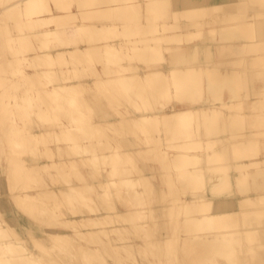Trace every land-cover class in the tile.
Segmentation results:
<instances>
[{"label": "bare ground", "instance_id": "6f19581e", "mask_svg": "<svg viewBox=\"0 0 264 264\" xmlns=\"http://www.w3.org/2000/svg\"><path fill=\"white\" fill-rule=\"evenodd\" d=\"M3 71L0 264H106L147 183L137 264H264V0H0Z\"/></svg>", "mask_w": 264, "mask_h": 264}, {"label": "rangeland", "instance_id": "374dc122", "mask_svg": "<svg viewBox=\"0 0 264 264\" xmlns=\"http://www.w3.org/2000/svg\"><path fill=\"white\" fill-rule=\"evenodd\" d=\"M3 73L5 74V79H3L4 77H3ZM3 73L0 75L2 78H0V80H2V83L3 82H5V83H3V84H1L0 83V87H6V84L8 85V83H9V81L10 80H8L7 81V77H9V75H8V72H4L3 71ZM8 75V76H7ZM7 76V77H6ZM17 78H18V75L16 76ZM16 79V78H15ZM19 79V78H18ZM5 80V81H4ZM4 84H5V86H4ZM24 131H25V129H22V134H21V128H20V130H19V132H18V134H16L15 135V139L16 140H20V139H22L21 137L24 135ZM16 136H18V137H16ZM18 138V139H17ZM4 181L5 180V178H3V179H1V181ZM75 181H76V179H74ZM11 182L10 183H5V182H3V183H5V184H0V197H2V195H6L7 193H10L11 191H13V189L15 188V187H13V182H12V180H10ZM149 185V183H147V185L146 186H144V188H143V190H145V189H147L148 190V192H147V194H144L143 195V200L144 201H146V204H145V207L147 208V210L148 211H146L147 212V221H149V222H147V224H145V225H147V226H144V228L146 227L147 228V230L145 229H141V231L142 232H145V237L143 236L142 238H144L145 239V242H144V240H143V247H141V246H139V248H136V249H132V251L130 250V251H127V252H123L124 254H125V257L123 258V260H125V261H127V264H137L138 262H141V260L143 261H145V259L148 257V258H150V256H151V253L153 254V253H155V251L157 252L158 251V248L160 249L161 248V245H162V243H163V241H160L159 239H157L156 238V233H157V227H158V225H157V223H155V222H152V220H154L153 219V217H152V210H150L151 208V205L153 206V204H154V206L153 207H155L156 205V203L155 202H152V201H149V200H152L153 198L151 197L152 196V194H153V186L151 185V186H148ZM195 185V184H194ZM194 187V186H193ZM150 189H152L151 190V192H150ZM150 196H149V195ZM149 202H148V201ZM11 202H13L12 204L14 205V206H19V202L20 201H18L17 202V204L18 205H16V201H11ZM7 203V202H6ZM21 203V202H20ZM149 203H150V205H149ZM8 204H10V201L8 202ZM23 206H24V204H23ZM150 206V207H149ZM152 207V208H153ZM37 213H38V210H36L30 217H34L35 215H37ZM151 213V214H150ZM151 216H150V215ZM103 221V220H102ZM152 223H151V222ZM103 222H105L106 223V225H105V223H102V225L101 226H107L108 227V225H109V223H107V221H103ZM92 224V223H91ZM90 224V227H92V228H98V227H100L99 226V224H97V223H93L92 225ZM98 225V227H97V225ZM108 224V225H107ZM149 224H150V227H151V231L152 232H150V227H149ZM94 225V226H93ZM22 226H23V224H22ZM152 227H153V230H152ZM28 228V227H27ZM132 228V229H131ZM134 228V229H133ZM139 228H136L135 229V227H130L129 228V230H127V231H124V229H119V230H116V231H113L112 233V235L111 234H106V232H101V233H99V235H97V233H90V234H88L87 236H86V238L84 237L83 238V241H85L87 244L88 243H91L92 245H90V247H92L93 248V250H94V247H96V245H97V247L95 248V250L97 249L98 250V248H101L100 250H98V251H100L99 253H98V251H96L95 252V250H94V253H93V257H94V259H93V261H95L96 259H98V261H102V259H103V261H104V259H105V261H104V263L106 262V264L108 263V264H110L111 263V255L109 254V252L106 250V244H107V246L108 245H110V244H112V246L114 247V243H115V245H117L118 243H119V245L120 246H122L121 248H119V249H122L121 251H123V248H124V246H125V244L128 242V245H129V243H130V241H132V240H129V237L130 236H136V235H139L140 233H142L141 231H140V229L138 230ZM21 230V232L23 231L22 229H20ZM132 230V231H131ZM121 231H122V233H121ZM139 231H140V233H139ZM148 231H149V233H148ZM19 230H18V232L17 233H21ZM100 232V231H99ZM125 232V233H124ZM131 232V233H130ZM132 232H134V233H132ZM12 233H14V232H12ZM11 233V234H12ZM111 233V232H110ZM118 233V234H117ZM136 233V234H135ZM139 233V234H138ZM146 233H148V234H146ZM118 235V237L117 236H114V235ZM127 234H128V236H127ZM133 234V235H132ZM14 235V234H13ZM100 235H103V236H100ZM106 235V236H105ZM122 235V236H121ZM125 237H124V236ZM19 236V235H18ZM89 236L91 237V239L89 238ZM99 238H98V237ZM108 236H110L108 239H107V237ZM146 236H148V237H146ZM96 239H95V238ZM104 237V238H103ZM113 237V238H112ZM124 237V238H123ZM89 238V239H88ZM115 238H116V240H115ZM128 238V239H127ZM93 239V240H92ZM99 239H102L101 241L99 240ZM104 239H105V241L107 240V242H104ZM156 239V240H155ZM14 240V239H13ZM95 240V241H94ZM112 240V242L111 243H109L110 241ZM115 240V241H114ZM119 240H121L122 242H120ZM128 240V241H127ZM19 242H21L22 244L23 243H27V244H29V245H31V242H33L32 243V245H33V247L35 246V244H36V246L35 247H38V249L37 248H35L36 250H37V252L35 253V249H34V251L32 252V254L34 255V254H36V255H39V254H41L42 252H43V254H42V256L44 255V256H46V255H48V256H46L47 258H49L50 257V254L51 253H60L59 251H62L63 249L65 250V248H67V247H69L70 248V245L66 242V241H59V245L56 243V245L58 246V247H60V249L61 250H58L59 248H55L56 250H58V252H56V250H55V252H53V250H54V248L53 249H49V248H46L45 246H38V243H36V241H31V242H29V240H28V242H25L23 239H21V240H18ZM23 241V242H22ZM116 241H118L117 242V244H116ZM152 241V242H151ZM98 242V243H97ZM125 242V243H124ZM66 243V244H65ZM102 243V244H101ZM123 243V244H122ZM45 244V243H44ZM53 244V243H52ZM62 244V245H61ZM69 245V246H68ZM50 246H51V244H50ZM56 246V247H57ZM63 246V247H62ZM67 246V247H66ZM101 246V247H100ZM104 248H103V247ZM55 247V246H54ZM115 247H118V245L117 246H115ZM45 248V249H44ZM51 248V247H50ZM46 249H48L49 250V252H48V250H46ZM140 249V250H139ZM39 250V251H38ZM43 250V251H42ZM44 250H46V251H44ZM51 250H52V252H51ZM67 250H69V249H66V251H63V252H67L66 254L65 253H63V252H61L60 254H61V256H67V258H69V251H67ZM103 250H105L104 252H103ZM146 250V251H145ZM155 250V251H154ZM134 251V252H133ZM139 251V252H138ZM142 251V252H141ZM44 252H46V253H44ZM106 252H108V253H106ZM136 252V253H135ZM48 253V254H47ZM62 253L63 254H65V255H62ZM99 255V257H100V259H99V257H97L96 258V256H98L97 254ZM132 253H135V255H133ZM141 253V254H140ZM102 254H104V257H105V255H106V257L104 258V257H102ZM109 254V255H108ZM129 254V255H128ZM132 254V255H131ZM101 255V256H100ZM40 257H41V255H39ZM43 256V257H44ZM66 256H65V258H66ZM72 257H73V255H72ZM72 257H71V259H72ZM78 257V258H77ZM107 257H109L110 259H108ZM127 257V258H126ZM152 257V256H151ZM74 259H76V260H78V259H82V255L81 254H79L78 256H76V255H74V257H73ZM147 258V259H148ZM73 259V261H76V260H74ZM140 260V261H139ZM110 261V262H109ZM129 261V262H128ZM131 262V263H130ZM113 264V263H112ZM139 264H141V263H139Z\"/></svg>", "mask_w": 264, "mask_h": 264}]
</instances>
